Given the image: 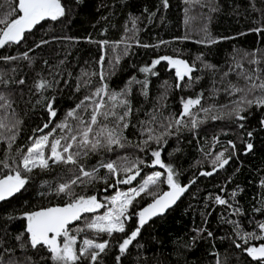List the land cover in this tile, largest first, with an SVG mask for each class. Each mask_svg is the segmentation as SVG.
<instances>
[{"label":"trees","instance_id":"16d2710c","mask_svg":"<svg viewBox=\"0 0 264 264\" xmlns=\"http://www.w3.org/2000/svg\"><path fill=\"white\" fill-rule=\"evenodd\" d=\"M2 3L4 0H0ZM62 3L66 7L64 17L57 21L41 22L19 44L0 49V56H19L32 49L28 54L33 58L31 64L27 60H0V71L6 74V79L25 81L22 85L12 82L7 87L0 84V91L11 93L13 108L17 117L23 121L17 141L10 151L6 143L0 141V160L6 159V154L15 156L17 148L26 149L33 129L42 127L48 120L44 104L36 103L40 96L35 91L34 83L41 76L59 81L58 85H54L55 91L49 89L44 92L46 97H56L54 107L58 109L53 125L45 129L47 132L87 94L84 89L75 92L76 80L81 72H99L97 61L102 54L106 55L105 69L110 61L116 63L115 57L120 56L115 74L107 80L109 87L119 91L135 77L138 81L147 80L148 95L142 94L143 84L131 85L128 99L134 109L130 119L135 127L126 130L125 135L133 146L117 148L108 153L106 159L127 155L132 159H142L144 164L140 165L141 173L131 184H120L105 192L107 185L102 180H96L92 184L76 186L75 192L77 195L95 194L98 199H103L113 195L117 189L127 191L131 186H139L144 176L160 171L165 175L161 177L158 189L153 188V191L162 193L169 187L166 183V169L153 166L151 157V150L161 146L150 143L143 151L134 146L145 138L139 135V121L148 120V114L157 110L165 117L179 115L182 110L181 98H195L201 92L204 93L202 103L205 107L210 104H228L233 97L223 91L212 96L211 90L214 83L215 87L221 88L226 86L228 79L235 81V74L224 80L221 77L245 52L256 49L264 51V33L252 31L264 27V0H201L200 3L192 4L185 3V0H168L167 8L163 7L162 0H62ZM213 8L217 10L212 11ZM132 17L139 18L136 25L138 31L136 39L127 41L131 45L128 55L123 54L124 44L115 50L110 47L102 49L99 41L117 42L125 36H132V32L125 31L126 28H132ZM205 26L212 37L218 40L217 43L196 42L203 39L202 29ZM186 36L188 39H183ZM226 37L228 39H224ZM41 40L49 42L36 48L35 45ZM161 40L170 43L154 47ZM201 54L204 62L215 65L217 71L203 69L197 61V68L201 70L194 72L193 76L202 79L191 88L175 87V70L166 61L153 69L156 75L140 72L141 67L150 66L152 60L161 56L179 55L191 63ZM244 66L253 67L247 63ZM92 80L93 86L100 84L99 76H93ZM165 93L167 98L161 99ZM243 115L247 117L245 120L235 117L207 120L195 131L184 130L178 136L167 138V144L162 147L161 159L165 164L173 166L181 185L193 180L195 183L190 184L178 202L165 214L148 220L124 254L119 252L118 245L126 233L137 226L135 216L126 223V233H114L113 237L106 234L95 236L89 230L78 236L77 245L82 243L85 235L97 242L108 239L109 247L100 257L102 264H217V260L220 264H258L242 249L257 246L264 243V240H249L245 245L236 234L234 225L228 222L236 221L242 233L256 232L264 236V232L257 227L258 223L264 222V184L261 183L264 181V125L261 124L264 108L253 106ZM203 117L204 113L200 112L198 118ZM188 119L185 117L186 121ZM241 124L244 126L240 127ZM248 143L253 145L251 150L246 147ZM225 149V158L231 156L229 163L218 168L211 176L201 175L202 172L212 171V159ZM99 158V155H91L87 161L88 166L95 165ZM8 162L12 163L11 160ZM17 164H13V167ZM7 172L8 169L0 168V176ZM31 175L33 178L24 190L0 202V253L5 260L11 258L17 264H52L46 249H32L30 245L20 248L21 242L27 243V233L22 241H17L15 237L24 232L26 227L23 213L68 201L66 196H56L48 185L41 184L42 180H48L55 187L57 183L64 182L68 178L66 166H54L50 172L36 169ZM99 175H107V170L101 169ZM108 183H115V178L109 176ZM217 195L227 200L232 207L216 203ZM151 200V196L142 193L130 211L139 212ZM237 208L240 210L239 215L235 211ZM103 211L100 209L97 213L88 214V218L102 214ZM83 224L84 220H81L75 222L73 227H83ZM200 228L206 230L198 233ZM208 232L213 235L208 236ZM237 243L242 247L237 248ZM4 249L11 251L5 252ZM117 256H120L119 261L116 260Z\"/></svg>","mask_w":264,"mask_h":264},{"label":"snow or ice","instance_id":"6c2138e0","mask_svg":"<svg viewBox=\"0 0 264 264\" xmlns=\"http://www.w3.org/2000/svg\"><path fill=\"white\" fill-rule=\"evenodd\" d=\"M200 2L201 0H185V3L189 4ZM162 5L167 8L168 0H162ZM211 10L216 11L217 9ZM65 14L66 7L62 0H4V3L0 4V49L11 44H19L26 38V34L31 33L41 22L57 21ZM138 19V17H132V28L125 30L126 33L132 32V36H125L117 42L99 41L101 48L110 47L115 50L120 44H124L123 54L128 55L131 45L127 41L136 39ZM202 31L204 37L196 41L197 43L214 44L218 42L212 37L207 26ZM252 31L264 33V27H258ZM183 39H188V37H183ZM48 42L41 40L35 47L39 48ZM137 43H139L138 40ZM166 43L170 42L161 40L154 47ZM142 46L149 47V45ZM30 51L32 49L19 56H0V60L5 62L27 60L31 64L33 58L28 54ZM105 59L106 55L102 54L97 61L100 66L99 72H81L80 77L76 80L75 92L79 93L84 89L87 94L83 95L74 107L67 110L63 119L55 123L47 132L45 129H49V126L53 125L58 115V109L54 107L56 97H46L44 92L49 89L55 91L54 85H58L59 81L41 76L34 83L35 91L40 96L36 103L44 104L48 120L42 127L33 129V135L28 137L30 143L26 149L17 148L15 156L6 154V159L0 160V168L8 169L6 174L0 176V202L8 200L24 190L33 178L31 174L34 170L50 172L54 166H66L68 178L64 182L57 183L55 187L48 180H42L41 184L48 185L56 196H66L68 201L63 205L41 207L23 213V217L27 221L26 227L24 232L15 237L17 241H22L27 233V243L21 242L20 248L23 249L29 245L32 249L44 248L49 254L48 258L52 264H85V262L87 264H102L101 254L107 251L110 241L104 239L102 242H97L85 235L82 243L77 245L78 236L89 230L95 236L106 234L108 237H113L114 233H126V223L135 216L137 217V226L130 233H126L118 245L119 252L124 254L129 245L140 235L141 229L148 220L164 214L187 191L190 184L195 183L193 180L189 185H181L177 179L178 173L173 166L165 164L161 159L162 147L167 144V138L178 136L184 130L195 131L207 120L215 121L233 117L245 120L247 117L243 113L248 112L253 106L264 108V66H262L264 65V51L256 49L252 52H245L243 57L230 66L221 77L224 80L235 74V81L228 79L226 86L221 88L215 87L214 83L211 90L212 96L219 95L223 91L229 97H233L228 104L220 106L210 104L205 107L202 103L204 93L201 92L195 98H181L182 110L179 115L171 114L165 117L162 112L157 110L148 114L150 117L148 120L139 121V135L145 138L134 146L140 148L141 151L148 148L150 143L161 146L151 150V157L154 158L152 165H159L166 169V183L169 186V191L163 193L153 191V188L158 189L161 177L165 175L163 172L156 171L144 178L138 187L129 188L127 191L117 190L113 195L103 199H98L95 194L77 195L76 186L92 184L96 180L104 181L107 185L104 189L105 192L109 188L115 189L120 184H131L141 173L140 165L144 164L142 159H132L127 155L118 156L116 159H106L107 154L114 152L117 148L124 149L133 146L132 141L125 135L126 130L135 127L130 119L134 109L128 97L131 85L137 83L143 84L142 94L147 96L148 82L147 80L138 81L133 77L123 89L119 91L111 89L107 80L115 74L120 56L115 57L116 63L110 61L107 69L104 67ZM162 61H166L169 67L175 70V87L178 89L181 87L191 88L193 84L202 79L200 76H193L194 72L201 70L197 68V61L201 63L203 69L217 71L215 65L204 62L203 54H201L191 63L180 58L179 55L161 56L152 60L150 66L141 67L140 72L156 75L157 73L153 69ZM60 63L63 64V61ZM245 63L253 67L246 68ZM12 71L14 72L15 69ZM5 76L6 74L0 71V84L5 87L12 82L21 85L25 83L23 79L10 81ZM93 76H99L100 84L98 86H93ZM65 83L67 84V81ZM166 98L167 94L165 93L161 99ZM13 103L11 93L0 91V141L6 143L9 151L16 143L23 124V121L17 117ZM194 109H196L195 112ZM200 112L204 113L203 118H198ZM185 117L189 119L186 121ZM261 124L264 125V119L261 120ZM243 126V124L240 125V127ZM248 135L251 136L252 133L249 132ZM229 144L235 148L231 141ZM246 147L251 150L253 145L248 143ZM226 151L227 149L212 159V171L202 172L201 175L211 176L218 168L227 165L231 156L225 158ZM91 155H99L100 158L95 165L88 166L87 161ZM9 160L12 163H9ZM13 164H17V166L13 167ZM101 169H106L107 175L101 177L99 175ZM121 174H124L123 178H120ZM109 176L115 178V183H108ZM261 183L264 184V181ZM142 193L151 196L152 202L142 207L139 212H131L130 209L134 206V201ZM43 194L41 193V195ZM232 195L235 196L236 193L233 192ZM215 201L220 205L232 207L227 200L219 195L215 197ZM100 209H104L102 214L93 215L91 219L88 218V214L97 213ZM235 211L237 215L240 214L238 208ZM81 220H84L83 227L79 225L73 227L75 222ZM228 222L234 225L236 234L240 236L245 245L249 240H264V236L257 235L256 232L242 233L236 221ZM257 227L261 232H264V222L258 223ZM205 230L200 228L197 232L201 233ZM207 235L212 236L213 234L208 232ZM236 247L241 248L242 246L237 243ZM242 250L253 261L264 264V243L258 246L243 247ZM4 251L11 250L4 249ZM30 260L31 258H29ZM116 260L119 261L120 256H117ZM0 264H17V262L11 258L5 260L4 255L0 253ZM217 264H220L219 260H217Z\"/></svg>","mask_w":264,"mask_h":264},{"label":"water","instance_id":"95a60500","mask_svg":"<svg viewBox=\"0 0 264 264\" xmlns=\"http://www.w3.org/2000/svg\"><path fill=\"white\" fill-rule=\"evenodd\" d=\"M189 184H190V182H187V183H185V184H183V185H189ZM165 191H169V187H168L167 189H165L163 192H165ZM163 192H162V193H163ZM181 196H182V195H181ZM178 200H179V199H178ZM178 200H177V202H178ZM151 202H152V200H151L150 202H148V203H151ZM177 202H176V203H177ZM148 203L144 204L142 207L146 206ZM176 203H175V204H176ZM175 204H174V205H175ZM55 205H63V204H54V205H49V206H47V207L55 206ZM174 205H172L169 209H171ZM142 207H141V208H142ZM169 209H168V210H169ZM168 210H167V211H168ZM167 211H166V212H167ZM166 212H165V213H166ZM165 213H164V214H165ZM162 215H163V214H162ZM157 216H158V215H157ZM152 218H153V217H152ZM257 246H258V245H257Z\"/></svg>","mask_w":264,"mask_h":264},{"label":"rangeland","instance_id":"374dc122","mask_svg":"<svg viewBox=\"0 0 264 264\" xmlns=\"http://www.w3.org/2000/svg\"><path fill=\"white\" fill-rule=\"evenodd\" d=\"M149 175H150V174H149ZM147 176H148V175L144 176V177L141 179L140 183H141V182L143 181V179L146 178ZM134 187H138V186H134ZM129 188H133V186H131V187H129ZM129 188H128V189H129ZM117 190H119V189H117ZM119 191H121V190H119Z\"/></svg>","mask_w":264,"mask_h":264},{"label":"flooded vegetation","instance_id":"af4514ba","mask_svg":"<svg viewBox=\"0 0 264 264\" xmlns=\"http://www.w3.org/2000/svg\"><path fill=\"white\" fill-rule=\"evenodd\" d=\"M154 159V158H153ZM154 166V165H153ZM156 166H158L159 167V165H156Z\"/></svg>","mask_w":264,"mask_h":264},{"label":"bare ground","instance_id":"6f19581e","mask_svg":"<svg viewBox=\"0 0 264 264\" xmlns=\"http://www.w3.org/2000/svg\"><path fill=\"white\" fill-rule=\"evenodd\" d=\"M137 178H138V177H137ZM137 178H136V179H137ZM134 181H136V180H134Z\"/></svg>","mask_w":264,"mask_h":264}]
</instances>
